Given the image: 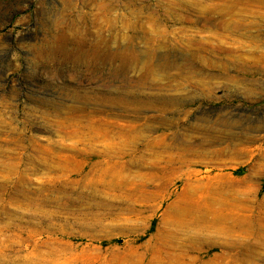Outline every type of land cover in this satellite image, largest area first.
<instances>
[{
    "label": "rangeland",
    "instance_id": "374dc122",
    "mask_svg": "<svg viewBox=\"0 0 264 264\" xmlns=\"http://www.w3.org/2000/svg\"><path fill=\"white\" fill-rule=\"evenodd\" d=\"M2 112L0 264H264V0H0Z\"/></svg>",
    "mask_w": 264,
    "mask_h": 264
},
{
    "label": "bare ground",
    "instance_id": "6f19581e",
    "mask_svg": "<svg viewBox=\"0 0 264 264\" xmlns=\"http://www.w3.org/2000/svg\"><path fill=\"white\" fill-rule=\"evenodd\" d=\"M5 118L6 117L4 115V112L0 113V122L5 121ZM25 151L32 152L26 153V156L23 155L19 158L7 157V164H20L22 166L31 165L34 167V169H40V167L53 168L58 160L68 158L67 156L60 155L56 152L50 151L49 149H45L44 147L38 145L27 147L25 148Z\"/></svg>",
    "mask_w": 264,
    "mask_h": 264
}]
</instances>
